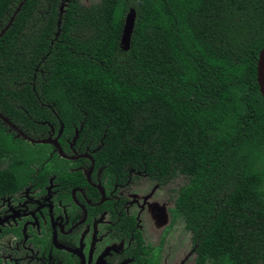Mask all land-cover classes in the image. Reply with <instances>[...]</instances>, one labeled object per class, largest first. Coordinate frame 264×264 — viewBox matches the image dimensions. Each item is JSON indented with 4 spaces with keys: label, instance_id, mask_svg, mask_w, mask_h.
I'll return each instance as SVG.
<instances>
[{
    "label": "trees",
    "instance_id": "16d2710c",
    "mask_svg": "<svg viewBox=\"0 0 264 264\" xmlns=\"http://www.w3.org/2000/svg\"><path fill=\"white\" fill-rule=\"evenodd\" d=\"M0 34L4 117L23 132L81 129L116 167L181 178L174 213L195 264H264V0L72 1L62 13L58 0H0Z\"/></svg>",
    "mask_w": 264,
    "mask_h": 264
},
{
    "label": "flooded vegetation",
    "instance_id": "af4514ba",
    "mask_svg": "<svg viewBox=\"0 0 264 264\" xmlns=\"http://www.w3.org/2000/svg\"><path fill=\"white\" fill-rule=\"evenodd\" d=\"M72 1L86 5L58 0L59 12ZM7 121L15 128L2 120L13 134L0 139L14 148L0 151V264H195L185 223L190 251L179 258L169 243L183 221L174 213L179 178L116 167L100 153L102 138L81 129L63 134L44 121L48 130L30 133ZM24 152L34 159L25 163Z\"/></svg>",
    "mask_w": 264,
    "mask_h": 264
},
{
    "label": "water",
    "instance_id": "95a60500",
    "mask_svg": "<svg viewBox=\"0 0 264 264\" xmlns=\"http://www.w3.org/2000/svg\"><path fill=\"white\" fill-rule=\"evenodd\" d=\"M18 10L19 8L16 10V12ZM11 21L12 18L9 21V24L11 23ZM134 22H135V11L133 9H130L124 18V24L120 38V48L124 51H127L129 48L130 37L134 28ZM7 27L4 30H6ZM4 30L1 32V34L4 32ZM256 83L259 89V93L264 101V48L259 52L258 55V61L256 66ZM0 118L3 120V122H6L9 126L15 128L12 124H10L7 121V119L3 118L1 115Z\"/></svg>",
    "mask_w": 264,
    "mask_h": 264
},
{
    "label": "rangeland",
    "instance_id": "374dc122",
    "mask_svg": "<svg viewBox=\"0 0 264 264\" xmlns=\"http://www.w3.org/2000/svg\"><path fill=\"white\" fill-rule=\"evenodd\" d=\"M99 0H85L83 2L86 5L89 4H95L98 3ZM181 178L178 179L177 183L178 185H181ZM176 230V231H175ZM175 230L172 233L170 242L172 244V250L173 254L177 253L178 257H184L190 251V234L189 233H184V222L180 221L176 226ZM191 264V263H190Z\"/></svg>",
    "mask_w": 264,
    "mask_h": 264
}]
</instances>
